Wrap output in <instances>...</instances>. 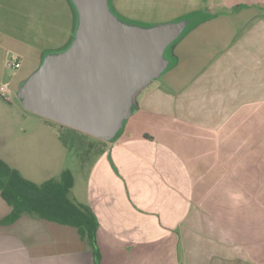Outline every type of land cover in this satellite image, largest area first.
<instances>
[{"label":"crops","instance_id":"1","mask_svg":"<svg viewBox=\"0 0 264 264\" xmlns=\"http://www.w3.org/2000/svg\"><path fill=\"white\" fill-rule=\"evenodd\" d=\"M108 1L142 26L200 17L168 46V67L136 92L114 139L82 151L73 169L57 128L18 92L72 45L77 8L0 0V82L10 86L0 157L36 183L70 169L71 196L98 219L100 252L97 261L73 225L28 213L9 221L0 191V264H264V0Z\"/></svg>","mask_w":264,"mask_h":264},{"label":"water","instance_id":"2","mask_svg":"<svg viewBox=\"0 0 264 264\" xmlns=\"http://www.w3.org/2000/svg\"><path fill=\"white\" fill-rule=\"evenodd\" d=\"M72 1L74 42L48 54L18 96L33 113L110 141L132 114L136 92L168 67L166 49L191 22L142 26L119 18L108 0Z\"/></svg>","mask_w":264,"mask_h":264},{"label":"trees","instance_id":"3","mask_svg":"<svg viewBox=\"0 0 264 264\" xmlns=\"http://www.w3.org/2000/svg\"><path fill=\"white\" fill-rule=\"evenodd\" d=\"M200 16L189 18L190 22ZM51 121V120H50ZM75 178L70 169H64L58 178L36 183L25 178L21 172L0 157V191L3 198L13 207L9 221L22 214H35L41 218L78 228L83 237L93 246L97 261L100 258L97 246L99 222L87 204L71 196Z\"/></svg>","mask_w":264,"mask_h":264},{"label":"rangeland","instance_id":"4","mask_svg":"<svg viewBox=\"0 0 264 264\" xmlns=\"http://www.w3.org/2000/svg\"><path fill=\"white\" fill-rule=\"evenodd\" d=\"M165 55L167 56V50L165 51ZM5 81L8 82L7 79ZM8 84H5V85L9 88L10 86ZM26 110H27V112H29L28 109H26ZM33 114H36V113H33ZM35 116L45 120L46 122L47 121L51 122L54 125V127L57 128V134L60 137V139H58V143L60 145L57 146L56 150L59 152L60 151V146H61V148H63V150H64V146H67V150H71L70 158H71V160H75V162H76V165L74 166L73 169H76V168L78 169L79 162H80V157L82 155V151H84V153H83V154H85L84 157H86V154H88V155L90 154L92 156L93 153L96 150H98V148L100 147V144L104 142V141H102L100 139H93V141L89 145L85 146V144H84V146H83L82 143H81L82 142L81 134H85V136L88 139L95 138V137H93L90 134L84 133V132L82 133V131H80V130H77L75 128L63 125L61 123L47 120L45 117H43L41 115L36 114ZM47 141H48L47 138H45V144L47 143Z\"/></svg>","mask_w":264,"mask_h":264},{"label":"built area","instance_id":"5","mask_svg":"<svg viewBox=\"0 0 264 264\" xmlns=\"http://www.w3.org/2000/svg\"><path fill=\"white\" fill-rule=\"evenodd\" d=\"M7 64L10 67H19L21 65L18 60L16 61L9 60ZM0 93L3 95H8L10 93L9 88L4 83H1V82H0Z\"/></svg>","mask_w":264,"mask_h":264}]
</instances>
